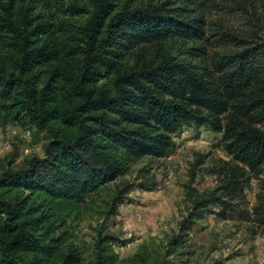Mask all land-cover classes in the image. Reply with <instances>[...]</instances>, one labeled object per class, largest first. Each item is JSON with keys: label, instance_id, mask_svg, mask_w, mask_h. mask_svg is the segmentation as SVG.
<instances>
[{"label": "trees", "instance_id": "obj_1", "mask_svg": "<svg viewBox=\"0 0 264 264\" xmlns=\"http://www.w3.org/2000/svg\"><path fill=\"white\" fill-rule=\"evenodd\" d=\"M88 2L69 9L88 16L83 23L51 20L34 0L0 3V125L49 136L43 157L20 166L0 159V264H174L170 256L187 253L189 233L210 215L264 228V194L252 208L246 195L264 171V39L212 34V45L233 51L195 65L167 49L209 41L186 3ZM193 126L221 134L235 164L218 173L215 190H193V208L166 246L121 258L108 221L134 183L112 185L143 159L171 156L175 136ZM148 174L144 191L156 187ZM95 218L86 257L71 229Z\"/></svg>", "mask_w": 264, "mask_h": 264}, {"label": "rangeland", "instance_id": "obj_2", "mask_svg": "<svg viewBox=\"0 0 264 264\" xmlns=\"http://www.w3.org/2000/svg\"><path fill=\"white\" fill-rule=\"evenodd\" d=\"M22 1L0 0V3L19 5ZM125 1L130 6H141L166 0H123V3ZM171 2V7L186 3L192 15L205 21L210 36L207 42L173 41L167 44L168 51L180 61L204 65L233 51L232 47L222 49L212 45V34L231 33L248 38L256 32L264 39V0ZM86 3L88 0H34L33 4L40 7L37 13L51 20L69 19L83 23L88 16L73 18L69 9L73 4L83 6ZM192 47H200L199 53L206 54L198 58L187 54ZM5 142L9 143V148H5ZM48 142L49 136L36 129L0 125V159H15V166L25 164L34 156L43 157ZM175 142L171 156L161 160L143 159L132 167L130 174L112 185L115 190L125 183H134L133 190L119 208V216L108 221L109 231L119 236L120 243L114 249L121 258L140 252L143 246H166L193 208V190L200 194L215 190L220 184L218 173L235 164L224 148L222 135L209 127H186L175 136ZM144 169L155 181L156 187L152 191L139 187ZM261 194H264V171L249 183L246 190L248 208L255 205ZM97 225L95 218L75 223L71 229L74 236L70 241L78 245L86 257L93 248ZM189 240L186 254L170 256L174 264H264V228L252 222L222 221L210 215L196 224L189 233Z\"/></svg>", "mask_w": 264, "mask_h": 264}, {"label": "built area", "instance_id": "obj_3", "mask_svg": "<svg viewBox=\"0 0 264 264\" xmlns=\"http://www.w3.org/2000/svg\"><path fill=\"white\" fill-rule=\"evenodd\" d=\"M4 146H5V148H9V143L5 142Z\"/></svg>", "mask_w": 264, "mask_h": 264}]
</instances>
